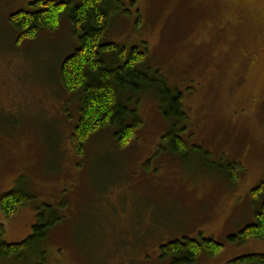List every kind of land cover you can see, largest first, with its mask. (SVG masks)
Segmentation results:
<instances>
[{
	"label": "rangeland",
	"instance_id": "rangeland-1",
	"mask_svg": "<svg viewBox=\"0 0 264 264\" xmlns=\"http://www.w3.org/2000/svg\"><path fill=\"white\" fill-rule=\"evenodd\" d=\"M35 1L0 0V195L23 182L33 196L12 219L0 211L4 241L25 242L45 205L62 219L42 250L0 264L42 251L46 264H169L161 247L186 237L224 246L198 264L264 255V240H229L255 223L264 183V0H108L103 43L137 47L143 70L184 96V157L157 155L173 123L156 92L124 97L143 122L129 146L104 130L78 154L82 95L63 90L61 64L79 39L65 14L18 44L9 18Z\"/></svg>",
	"mask_w": 264,
	"mask_h": 264
},
{
	"label": "trees",
	"instance_id": "trees-1",
	"mask_svg": "<svg viewBox=\"0 0 264 264\" xmlns=\"http://www.w3.org/2000/svg\"><path fill=\"white\" fill-rule=\"evenodd\" d=\"M107 3L108 0H36L31 4V10L11 15L9 22L17 31V43L20 44L36 39L41 32L57 30L63 15H68L80 46L61 64V82L64 91L82 95L81 117L72 135L78 154L84 155L87 142L104 130L112 131L120 148L129 146L143 122L137 111L124 103L128 99L124 97L156 92L165 119L173 123L161 138L157 155L186 156L189 150L182 137L186 129L182 126L186 120L183 94L168 87L159 73L152 76L143 70L146 56L137 47L128 49L114 43H103L110 19ZM106 56L110 57L109 62ZM235 168L239 169L238 166ZM252 197L256 207L255 223L248 225L240 234L229 237L232 243L264 240V183L253 190ZM32 201L33 196L20 182L12 191L0 195V211L5 218L12 219ZM61 219L56 208L45 205L38 213L33 234L20 244L4 241L6 230L0 222V260H20L42 250L48 232ZM223 248L213 239L186 237L163 245L161 258L169 264H198L202 256L216 257ZM237 263L264 264V255L244 257ZM33 264H46V252L42 251L40 260Z\"/></svg>",
	"mask_w": 264,
	"mask_h": 264
}]
</instances>
